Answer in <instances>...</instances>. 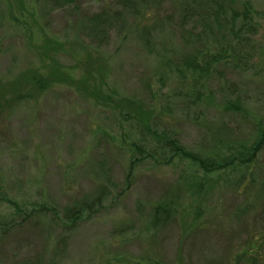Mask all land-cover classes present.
<instances>
[{
	"label": "rangeland",
	"instance_id": "rangeland-1",
	"mask_svg": "<svg viewBox=\"0 0 264 264\" xmlns=\"http://www.w3.org/2000/svg\"><path fill=\"white\" fill-rule=\"evenodd\" d=\"M124 1L0 0V264H264V147L206 174L159 141L212 157L255 141L264 0H251L258 55L199 81L175 65L189 47L175 2L135 0L141 14L116 21ZM37 72L53 85L37 89ZM230 96L242 113L223 108Z\"/></svg>",
	"mask_w": 264,
	"mask_h": 264
},
{
	"label": "trees",
	"instance_id": "trees-1",
	"mask_svg": "<svg viewBox=\"0 0 264 264\" xmlns=\"http://www.w3.org/2000/svg\"><path fill=\"white\" fill-rule=\"evenodd\" d=\"M135 0H125L124 9L116 11V21H122V15L125 10L128 15L137 17L141 14L138 4ZM180 14V29L183 30L181 38L186 41L188 53L181 54V65L175 62L176 66H180L185 71H190L193 75H197L195 81H199L202 74L210 77L213 70H217L219 66H229L232 68L244 67L249 64L261 48V43L254 37L257 33V24L255 23L256 11L253 8L251 0H173ZM150 3V2H149ZM106 12L97 13L91 17L94 23H99L107 19ZM196 18L198 23L202 25V30L195 33L193 30L187 29L188 20ZM149 29L142 28L141 34L147 35ZM198 79V80H197ZM31 82L37 89L43 90L53 85L49 75L41 73H32ZM90 80H88L89 82ZM229 87H233L228 79ZM96 88L94 85L93 89ZM98 90V89H97ZM30 95V94H29ZM232 96V95H231ZM229 99L222 103L223 108L230 113L239 114L243 112L242 101L237 98ZM203 94H197L196 100L202 101ZM206 97V96H205ZM134 112L140 115H146L145 109L136 101L128 100ZM245 110V109H244ZM147 118V117H146ZM152 132V130H151ZM164 145L168 146L172 152V158L179 156L189 159L197 164L204 173L219 171L222 169H230L237 166H252L257 159L259 152L264 147V127L257 128V137L255 141L248 145L242 144L239 148L230 150L229 153L220 155L218 153L212 155H204L199 151H194L182 144L174 135L159 136ZM137 149L141 150V148ZM149 156V155H146ZM134 162V161H133ZM242 178L241 184L244 182ZM202 180L198 183V188H202ZM17 205L16 203H14ZM84 205L71 208L66 211L67 217L70 218L72 225L82 217L81 213ZM162 211L160 214L159 212ZM168 208L165 206L156 207V217L167 214ZM165 212V213H164ZM170 215L168 214V217ZM167 217V218H168Z\"/></svg>",
	"mask_w": 264,
	"mask_h": 264
}]
</instances>
